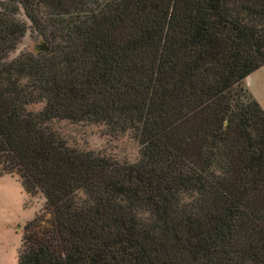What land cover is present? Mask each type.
<instances>
[{"label":"trees","instance_id":"1","mask_svg":"<svg viewBox=\"0 0 264 264\" xmlns=\"http://www.w3.org/2000/svg\"><path fill=\"white\" fill-rule=\"evenodd\" d=\"M262 67L264 0H0V177L44 200L17 264H264Z\"/></svg>","mask_w":264,"mask_h":264},{"label":"rangeland","instance_id":"2","mask_svg":"<svg viewBox=\"0 0 264 264\" xmlns=\"http://www.w3.org/2000/svg\"><path fill=\"white\" fill-rule=\"evenodd\" d=\"M37 41L31 33H27L10 60L35 51ZM41 108V105H37L32 106L31 110L39 111ZM58 128L69 143L79 149L130 163L138 158L139 146L129 136H109L101 126L63 123ZM43 205L41 197H31L26 193L16 176L0 177V264H17L24 228L42 210Z\"/></svg>","mask_w":264,"mask_h":264},{"label":"crops","instance_id":"3","mask_svg":"<svg viewBox=\"0 0 264 264\" xmlns=\"http://www.w3.org/2000/svg\"><path fill=\"white\" fill-rule=\"evenodd\" d=\"M244 83L264 110V67L248 76Z\"/></svg>","mask_w":264,"mask_h":264}]
</instances>
